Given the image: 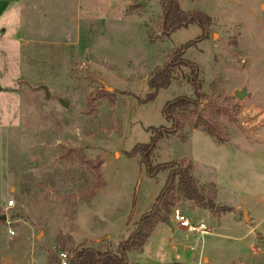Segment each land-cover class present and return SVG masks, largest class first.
Instances as JSON below:
<instances>
[{"label":"rangeland","instance_id":"obj_1","mask_svg":"<svg viewBox=\"0 0 264 264\" xmlns=\"http://www.w3.org/2000/svg\"><path fill=\"white\" fill-rule=\"evenodd\" d=\"M54 1L55 8L44 13L40 7L23 11L18 28L36 29L25 33L22 49L0 42V264H37L29 253L39 249L50 264L60 252L70 255L90 245L75 237L111 235L101 249L115 251L135 230L140 216L127 217L125 227V215L160 191L168 170L149 178L138 156L126 155L149 143L148 127L170 128L161 115L166 102L194 98L191 70L178 65L168 88L146 104L137 99L148 94L149 74L165 63L178 64L172 55L188 42L194 43L179 58L196 69L204 94L197 113L216 138L197 130L186 139L189 127L182 121L180 130L157 143L154 163L184 168L192 166L191 156L203 181L194 178L216 212L176 194L168 223L177 208L190 221L212 225L215 235L203 240L216 259L205 264H264V0H179L182 11H200L212 20L198 42L196 25L164 39L154 0H145L141 16L125 12L127 1L140 7L141 0ZM150 14L159 41L143 35L141 44L136 28ZM100 24L111 37L104 51L83 42L89 25ZM122 29L125 37L112 36ZM77 34L80 47L96 49L103 61H85L89 56L71 44ZM241 90L248 97L235 95ZM155 239L151 252L163 258L169 254L161 249L164 241ZM189 240L199 248V239Z\"/></svg>","mask_w":264,"mask_h":264},{"label":"trees","instance_id":"obj_2","mask_svg":"<svg viewBox=\"0 0 264 264\" xmlns=\"http://www.w3.org/2000/svg\"><path fill=\"white\" fill-rule=\"evenodd\" d=\"M154 1L161 8V30L165 36L164 39H168L172 33L189 25H196L201 30L200 36L196 38L197 42L206 39L207 30L212 23L208 15L200 11H182L178 0ZM132 8L138 9L140 7L133 6ZM143 12H145L144 8ZM144 22L149 41L159 40L153 30V16L151 15ZM193 43H185L179 51H176L172 55L173 58L179 59L178 64H174L171 61L165 63L161 68H155L147 78L148 94L142 100L137 99L138 104H146L151 102L160 90L168 88L175 79L174 70L178 65L179 67L191 70L192 80L190 81V85L194 98L177 97L166 102L161 110V115L165 122L170 125V128L162 126L158 128L148 127L146 131L151 134L149 143L134 146L126 155L129 158L138 156L139 163L149 178H155L158 173L168 170L165 183L156 195L154 203L146 213L140 216L135 230L127 239L118 243L115 251L109 249L102 250V245L106 243V240H101L98 243L75 250L73 254L69 255L67 264H132L127 259V253L141 251L154 226L157 223H168V214L174 206L176 194L201 208L208 209L211 212L215 211L213 198L205 195L204 190L198 186L195 178L192 176V166L190 164L183 168L176 162L154 163V159L157 156V143L165 137L172 135L173 131L180 130L184 126H182V121H185L189 127V130L184 132L186 139L194 130H199L212 139L216 138L212 126L204 122L202 117L197 113L199 102L204 99V94L200 92V85L196 81V69L188 61L179 58ZM193 116H195L194 120L196 121L190 120ZM52 260L50 264H58V260L55 257Z\"/></svg>","mask_w":264,"mask_h":264},{"label":"crops","instance_id":"obj_3","mask_svg":"<svg viewBox=\"0 0 264 264\" xmlns=\"http://www.w3.org/2000/svg\"><path fill=\"white\" fill-rule=\"evenodd\" d=\"M31 1H34V2L30 3ZM143 1H144V5H145L147 1H145V0H143ZM178 2H179V0H178ZM54 4H57V2L54 0H47V1L38 0V2H37V0H29V1L28 0H0V42L17 43L19 45V47L22 49L24 43L28 40L27 39L28 37L25 35V33L30 31V30L34 31L36 29V28L30 29L29 25L22 27V28H18V23L22 22L20 17H21V15H23V11L30 10L31 12H36L37 9L40 7V8H42V10L40 12L44 13L47 8H50V7L55 8ZM139 5H140V8L133 9L132 7L136 6V5H133L130 3V1H127V5H126L127 9H125V12L126 13L136 12L138 15L141 16L142 14H144V12H143V8H144L143 6L144 5H141V4H139ZM115 10H116L115 7H111L109 10L110 15H114ZM151 15L152 14L148 15L146 17V19H144V21L147 20L148 18H150ZM144 21H143V26L141 29L139 26L136 28V32H137L136 38L140 41L141 44L144 43L143 35H144V37H146V40L149 41L147 34H146ZM99 26L101 29H99V27L97 28L94 25H89V28H87L88 32H87L86 36L83 38V42L88 41V42L96 43L97 49L100 48V50L104 51L105 49H102V47L107 45V43H108V41H110L111 37L108 40L107 35L105 34V31H104L105 30V24H100ZM123 29H122V31L119 30L117 32V34H112V36L116 38L117 35L121 34L122 38L125 37L124 36L125 30H123ZM21 30L23 32L19 33V31H21ZM8 31H10V33H8ZM22 34H24V35L22 36ZM157 41H159V40H157ZM34 42H38V40H34ZM80 42H81L80 35L77 34L75 39L71 42V44L73 46H75V48H77V49L81 48V52L80 53L78 52L79 54H84V55L89 56V57H85L86 62H89V59H93L94 61L96 60V62L103 61V57L101 56L100 52H97V50L94 48H92V49L87 48V46L85 44L80 47ZM2 55H4L3 52H2ZM195 131H197V130H194L191 133H194ZM191 133H190V135H191ZM186 157H187L188 161L192 164L191 172H192L193 177L198 178L199 180H202L201 179L202 177L200 176V174H198L196 172V166L193 164L191 156L187 155ZM156 195L152 196L147 202L141 203V207L137 212H135V210L132 209V212L125 215V217L123 219L124 225L126 223L127 217L132 216L133 218L134 217L137 218L138 216H141L144 213H146L150 209L152 204L154 203V199H155ZM202 212H205V211H202V210L199 211L198 215H203ZM208 217L211 218L212 221H214L213 225H215L217 223L216 217L211 216V215H209ZM193 222H195V221H193ZM200 223H202V222H200ZM203 224L207 227L208 232L206 235L200 236V235L190 234L185 229L180 228L178 225H175L172 222L157 223L154 226L153 230L151 231L148 239L144 243L141 251H139V252L132 251V252L127 253V259L129 261V263H132V264H172V263H177V264H205V261L206 262H209V261L213 262V260H215L216 258H212L207 254L206 243L203 240V238L209 237L211 235L212 236L215 235V233H212L214 228L211 227L212 225L210 223H209L210 225L208 223H207L208 225H206L204 222H203ZM125 227H126V225H125ZM76 231H77V228H76ZM154 231H157L156 234H154ZM27 235H30V233H28ZM191 235H194L196 237V239L200 240V246L198 249H196V246L190 242L189 236H191ZM153 236H156L155 240H159L161 242V244L164 241L163 247L161 249L163 251H167L169 253V254H167L165 252L166 253L165 257L161 258L159 255H157V254L154 255L151 252V242L150 241H151V239H153ZM106 239L111 240V235H106L105 237H102V238L92 236V237H89L88 239L87 238L85 239L83 237H78V239H77L75 237L73 239V241L78 242V244H82V243L86 242L85 243L86 245H87V243L91 245L93 243H98L99 241L106 240ZM118 243H119V241H118ZM87 246H89V245H87ZM147 247L149 248L148 251H147ZM152 251H153V249H152ZM188 253H191V254L189 255ZM46 254H47V252L44 249H39L36 251L33 250V254L30 255V253H29V257L31 256V261L34 259L35 262H37V264H46L45 263L46 256H44ZM155 258H157V259H155ZM11 264H13V263H11ZM18 264H20V263H18Z\"/></svg>","mask_w":264,"mask_h":264},{"label":"built area","instance_id":"obj_4","mask_svg":"<svg viewBox=\"0 0 264 264\" xmlns=\"http://www.w3.org/2000/svg\"><path fill=\"white\" fill-rule=\"evenodd\" d=\"M8 208L13 207V202H8ZM170 222L175 225H178L180 228L185 229L190 234L204 236L207 234L208 229L203 223H197L190 221L188 217H186L179 209L173 208L170 214ZM9 235L14 236V232L9 230ZM69 255L64 252H60L58 254V264H67Z\"/></svg>","mask_w":264,"mask_h":264},{"label":"water","instance_id":"obj_5","mask_svg":"<svg viewBox=\"0 0 264 264\" xmlns=\"http://www.w3.org/2000/svg\"><path fill=\"white\" fill-rule=\"evenodd\" d=\"M141 5H144V1H143V0L141 1ZM45 94H46V96H48V92H47L46 89H45ZM235 95H236L239 99H241V98H243V97H248V94L245 92V90L235 91ZM3 220H5V218H3Z\"/></svg>","mask_w":264,"mask_h":264}]
</instances>
